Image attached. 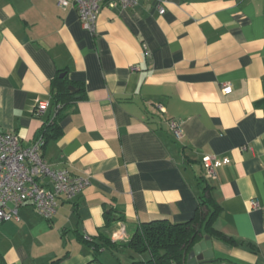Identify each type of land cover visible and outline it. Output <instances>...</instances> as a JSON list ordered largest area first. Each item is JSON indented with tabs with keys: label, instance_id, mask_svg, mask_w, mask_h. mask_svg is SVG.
I'll return each mask as SVG.
<instances>
[{
	"label": "crops",
	"instance_id": "0c3cea01",
	"mask_svg": "<svg viewBox=\"0 0 264 264\" xmlns=\"http://www.w3.org/2000/svg\"><path fill=\"white\" fill-rule=\"evenodd\" d=\"M58 71L85 98L42 158L89 185L60 199L49 221L24 205L19 221L2 223V264H88L86 241L100 233L114 241L121 227L130 238L158 219L185 223L206 187L219 208L213 228L244 243L210 238L211 264H264V0H139L129 8L105 0L93 33L58 0H0V132L33 143L53 118L49 86ZM38 102L47 108L34 116ZM205 155L229 163L208 178ZM128 254L114 256L131 264Z\"/></svg>",
	"mask_w": 264,
	"mask_h": 264
},
{
	"label": "built area",
	"instance_id": "2783aa9c",
	"mask_svg": "<svg viewBox=\"0 0 264 264\" xmlns=\"http://www.w3.org/2000/svg\"><path fill=\"white\" fill-rule=\"evenodd\" d=\"M105 0H58L61 8L73 6L82 27L94 32V24L101 4ZM139 0H109L110 6L119 4L123 8L133 7ZM163 13V8H160ZM221 92L229 95L230 85ZM160 113L164 109L156 106ZM47 108L46 102H38L32 109L34 116H40ZM169 130L176 138H181L176 122H167ZM43 140L37 139L30 146H24L18 135L0 132V225L8 221H19L18 210L24 205L31 206L44 220H51L56 214L59 200H71L80 195L89 185L85 178L73 177L66 169L55 170L42 158ZM229 163L228 158L219 159L205 155L200 164L206 177L214 178L218 168ZM114 241L126 242L128 237L124 227L113 235Z\"/></svg>",
	"mask_w": 264,
	"mask_h": 264
},
{
	"label": "trees",
	"instance_id": "16d2710c",
	"mask_svg": "<svg viewBox=\"0 0 264 264\" xmlns=\"http://www.w3.org/2000/svg\"><path fill=\"white\" fill-rule=\"evenodd\" d=\"M70 87L76 89L77 93L71 92ZM49 94L54 115L42 125L35 137V140L40 138L43 140L42 149L48 142L56 141L61 137V121L78 100L85 98L81 84L69 81L66 73L62 71H58L51 80ZM76 95L79 96L78 99H75ZM207 190V187L204 188L193 217L185 223L173 224L166 219H158L140 224L126 242L112 241L103 233H100L96 239L86 241L93 252L92 261L88 264H102L99 256L103 251H108L113 256L115 253L128 252L127 256L131 259V264H186L188 253L204 236L215 238L231 246H242L244 243L235 241L213 228L219 208L206 196ZM118 220L123 221V218ZM105 222V228L109 229L112 219L107 213ZM63 258L58 259L54 264ZM114 259L120 264L115 256ZM0 264H2L1 259Z\"/></svg>",
	"mask_w": 264,
	"mask_h": 264
},
{
	"label": "water",
	"instance_id": "95a60500",
	"mask_svg": "<svg viewBox=\"0 0 264 264\" xmlns=\"http://www.w3.org/2000/svg\"><path fill=\"white\" fill-rule=\"evenodd\" d=\"M71 92L77 93V90L70 87ZM79 96L76 95L75 99ZM213 263L212 243L209 236H204L203 239L195 244L186 258V264H211Z\"/></svg>",
	"mask_w": 264,
	"mask_h": 264
},
{
	"label": "rangeland",
	"instance_id": "374dc122",
	"mask_svg": "<svg viewBox=\"0 0 264 264\" xmlns=\"http://www.w3.org/2000/svg\"><path fill=\"white\" fill-rule=\"evenodd\" d=\"M99 258H100V261H101L102 264H116V263H114L115 260H113V257L111 256V254L109 252L105 253L104 255H102ZM125 259H127V258H125Z\"/></svg>",
	"mask_w": 264,
	"mask_h": 264
}]
</instances>
